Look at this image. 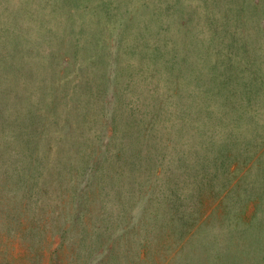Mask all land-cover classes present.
<instances>
[{
  "label": "rangeland",
  "instance_id": "rangeland-1",
  "mask_svg": "<svg viewBox=\"0 0 264 264\" xmlns=\"http://www.w3.org/2000/svg\"><path fill=\"white\" fill-rule=\"evenodd\" d=\"M0 264H264V0H0Z\"/></svg>",
  "mask_w": 264,
  "mask_h": 264
}]
</instances>
